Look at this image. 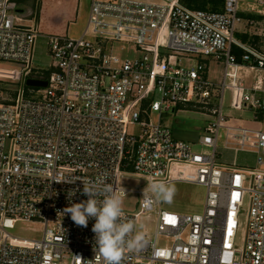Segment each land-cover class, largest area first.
Instances as JSON below:
<instances>
[{
  "label": "built area",
  "instance_id": "built-area-1",
  "mask_svg": "<svg viewBox=\"0 0 264 264\" xmlns=\"http://www.w3.org/2000/svg\"><path fill=\"white\" fill-rule=\"evenodd\" d=\"M239 3L225 0L221 11H210L181 0H91L82 35H49V63L36 69L37 25L21 23L16 0H0V61L20 67L0 68V78L22 85L9 98L0 88V264H104L93 251L95 219L78 227L62 213L69 191L79 203L88 198L83 182L95 181L122 196L137 194L125 219L137 225L154 215V234L145 233L139 250L125 249L122 264H264V130L225 126L222 114L226 89L233 109L252 112L255 121L264 113V77L247 87L239 74L242 67L264 72V53L235 37L243 21ZM115 43L133 44L138 56H120ZM190 54L224 61L220 86ZM30 78L48 85L30 86L27 94ZM181 106L216 116L198 141L210 153L174 138L162 123L165 112ZM222 129V148L254 152L253 168L219 160ZM128 176L143 177L145 185L123 187ZM160 181L204 186L203 211L162 208L150 189ZM17 222L44 225L42 236L14 235ZM159 238L170 242L159 245Z\"/></svg>",
  "mask_w": 264,
  "mask_h": 264
},
{
  "label": "rangeland",
  "instance_id": "rangeland-1",
  "mask_svg": "<svg viewBox=\"0 0 264 264\" xmlns=\"http://www.w3.org/2000/svg\"><path fill=\"white\" fill-rule=\"evenodd\" d=\"M239 15L243 18L241 26L235 33V37L241 40L243 43L250 45L259 51L264 53V5H260L256 0H240L239 3ZM247 19V20H245ZM254 22L251 23L250 21ZM40 36L37 38L33 66L36 69H45L49 62V56L47 54V45L44 37ZM116 52L122 56L134 59L138 54L135 52L133 44L115 43L114 45ZM236 51H239L236 49ZM190 57L194 62L202 61L207 67V77L210 81L220 86L224 78V61L218 60L214 57H204L200 55L190 54ZM0 68L3 69H20V67L13 63H7L0 61ZM240 78L243 80L247 87H251L253 83L259 77H264V72H254L247 67H242L239 71ZM22 87L21 83L7 78H0V88L3 95L7 97H15L14 92L20 90ZM25 92L28 94L32 89L30 86H24ZM218 99L214 101L217 103ZM222 114L227 118L225 126L242 125L248 128L264 130V113L260 114L261 119L255 121L254 115L249 111L236 110L231 107V93L228 89L225 90L223 97ZM158 113H151L149 116L150 121H159ZM216 116L211 114L210 111L200 109L192 106H181L176 108L174 111L165 112L162 115L161 121L165 126H168L173 133L174 138L184 140L192 144L194 150L210 153V148H204L198 144L199 138L204 135L205 127L211 121H215ZM224 140V129L221 130L220 141H219V160L223 162L233 163L236 161L240 166L246 168H253L256 163V154L252 151H239L234 152L222 148ZM123 187L129 189H136L145 185V179L140 176H128L121 181ZM174 187L175 191L171 198V202H167L160 199L161 207L182 213V214H193L201 213L204 209V202L206 197V188L202 185L176 181L167 184ZM123 200V210L131 211L136 209L138 196L136 193H129L128 195H120ZM245 205L243 210L246 211L240 217V226L237 234L238 244L241 245L244 239V233L247 222V210H248V196L245 199ZM143 225V228H141ZM44 225L35 222H17L11 232L19 237L24 238H40ZM155 219L153 214H145L139 220L137 224V231H143L149 235L154 234ZM159 245L169 244V240L159 238Z\"/></svg>",
  "mask_w": 264,
  "mask_h": 264
},
{
  "label": "clouds",
  "instance_id": "clouds-1",
  "mask_svg": "<svg viewBox=\"0 0 264 264\" xmlns=\"http://www.w3.org/2000/svg\"><path fill=\"white\" fill-rule=\"evenodd\" d=\"M150 189L157 198L167 202H171L175 191L174 187L162 181L153 182ZM82 194L88 198L72 203L75 191H69V206L62 213L70 215L78 227L87 228L89 220L95 219L91 229L94 233L95 257L102 258L104 264H122L125 249L139 250L145 245V233L136 230L137 225L133 220L125 219L123 200L111 186L102 181L83 182Z\"/></svg>",
  "mask_w": 264,
  "mask_h": 264
},
{
  "label": "crops",
  "instance_id": "crops-1",
  "mask_svg": "<svg viewBox=\"0 0 264 264\" xmlns=\"http://www.w3.org/2000/svg\"><path fill=\"white\" fill-rule=\"evenodd\" d=\"M16 1L21 23L37 25L45 43L49 35L79 37L88 23L91 0Z\"/></svg>",
  "mask_w": 264,
  "mask_h": 264
},
{
  "label": "trees",
  "instance_id": "trees-1",
  "mask_svg": "<svg viewBox=\"0 0 264 264\" xmlns=\"http://www.w3.org/2000/svg\"><path fill=\"white\" fill-rule=\"evenodd\" d=\"M181 2L193 9H202L210 11H221L225 0H181ZM238 56H241L242 51H236Z\"/></svg>",
  "mask_w": 264,
  "mask_h": 264
},
{
  "label": "water",
  "instance_id": "water-1",
  "mask_svg": "<svg viewBox=\"0 0 264 264\" xmlns=\"http://www.w3.org/2000/svg\"><path fill=\"white\" fill-rule=\"evenodd\" d=\"M27 85L32 86V87H47L48 81L46 80H38V79H28L27 80Z\"/></svg>",
  "mask_w": 264,
  "mask_h": 264
}]
</instances>
